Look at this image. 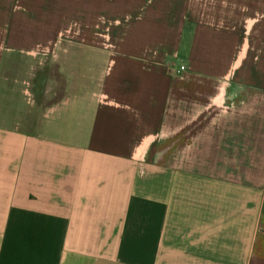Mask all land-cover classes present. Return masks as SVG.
I'll use <instances>...</instances> for the list:
<instances>
[{
	"label": "crops",
	"instance_id": "crops-1",
	"mask_svg": "<svg viewBox=\"0 0 264 264\" xmlns=\"http://www.w3.org/2000/svg\"><path fill=\"white\" fill-rule=\"evenodd\" d=\"M247 5L0 0V73L48 54L53 89L0 83V264H264V0Z\"/></svg>",
	"mask_w": 264,
	"mask_h": 264
},
{
	"label": "rangeland",
	"instance_id": "rangeland-1",
	"mask_svg": "<svg viewBox=\"0 0 264 264\" xmlns=\"http://www.w3.org/2000/svg\"><path fill=\"white\" fill-rule=\"evenodd\" d=\"M255 3V4H254ZM248 7H253L258 9V0H248ZM36 32H27V31H18L16 34L23 36L25 39L30 34H34ZM77 31L71 32H63L58 31L55 32L54 35L57 38H74L77 37ZM67 36V37H66ZM37 38H40L36 34ZM50 59L48 58V54L37 55L35 57L26 56L23 54H9L3 64L2 71L0 73V83L5 84L11 90V96L18 94V84H21V81L27 80L26 77L33 76L36 82L35 91L37 93V100L40 105L45 104L48 101V97L53 93L52 87L50 88V84L47 83V72L50 65ZM24 86V85H23ZM25 90V89H24ZM27 98V101L30 100V94L27 93L24 95ZM29 106V105H28ZM23 116L20 118L21 123L25 126H29L31 124V119L35 115V111L30 112V110H24L22 112Z\"/></svg>",
	"mask_w": 264,
	"mask_h": 264
},
{
	"label": "built area",
	"instance_id": "built-area-1",
	"mask_svg": "<svg viewBox=\"0 0 264 264\" xmlns=\"http://www.w3.org/2000/svg\"><path fill=\"white\" fill-rule=\"evenodd\" d=\"M184 70H185V66H182V65L173 68V71H174L175 73H180V72H182V71H184Z\"/></svg>",
	"mask_w": 264,
	"mask_h": 264
}]
</instances>
